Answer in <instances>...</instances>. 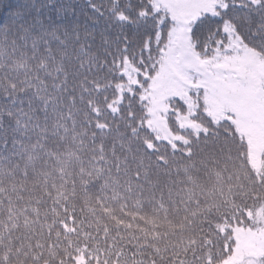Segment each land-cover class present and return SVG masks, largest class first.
<instances>
[{"label": "snow or ice", "instance_id": "snow-or-ice-1", "mask_svg": "<svg viewBox=\"0 0 264 264\" xmlns=\"http://www.w3.org/2000/svg\"><path fill=\"white\" fill-rule=\"evenodd\" d=\"M0 264H264V0H0Z\"/></svg>", "mask_w": 264, "mask_h": 264}]
</instances>
